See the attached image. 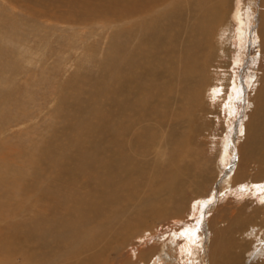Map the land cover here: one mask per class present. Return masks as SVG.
<instances>
[{
	"label": "rangeland",
	"instance_id": "rangeland-1",
	"mask_svg": "<svg viewBox=\"0 0 264 264\" xmlns=\"http://www.w3.org/2000/svg\"><path fill=\"white\" fill-rule=\"evenodd\" d=\"M126 1L0 0V126L6 135L3 139L7 145L17 146L22 154L34 152L40 162L37 167L34 162L37 174L40 177L55 174L66 199L68 195L78 197L80 193L81 196L86 194L84 203L87 208L103 212H108L109 208L122 201L114 202L115 194L107 191L116 186L117 182H113L115 178L122 179L126 174L124 172L121 177L115 168L120 169V164L125 165V161L136 177L148 169V173L155 175L156 181V172L161 168V155L173 149L175 140L183 132L188 138V147L185 144L184 148H189L193 165L198 170L207 169L211 184L216 180V185L223 174L226 137L243 108V104L234 98L233 84L240 77L248 84L250 71L262 59L255 54L258 47L250 50L242 47L237 36L240 21L235 17V11L239 8L245 12L250 1L233 0L230 4V33L232 36L235 34L232 40L236 47L232 52L230 73L223 79V68H217L215 79L211 81L213 84L203 92L197 110L192 113L189 109L188 123L180 116L179 105L181 86L188 77L177 71L173 79L169 78L170 64L162 49L175 41L180 21L190 14L193 0H148L135 16L128 12ZM242 28L247 30L245 20ZM170 60L174 62L173 57ZM213 62L208 63L213 65ZM121 80L130 82L133 98L144 99L142 107L133 114L124 130L121 129L123 121L119 122L120 102H129L125 98L118 102L114 100ZM108 84L112 85L109 98L104 95ZM230 104L235 105L237 114L230 115ZM169 111L172 120H177L176 124L164 122L171 119L166 115ZM178 116L183 119L179 120ZM77 134L80 136L76 140L70 136ZM5 140H0V180L12 176L15 190L22 193L20 179L28 175L27 167L22 166L25 158H15L10 152L14 147L4 146ZM70 161L84 163L85 166L88 162L87 168L94 170L93 175H80L76 168H71L72 164H68ZM54 165H63L70 171L60 172ZM191 170L193 173V168L188 171ZM261 178V175H256L252 179ZM101 182L108 183L106 188H102ZM130 186L133 185L130 183ZM229 189L230 184L219 191L218 198L219 204L225 206L221 218L224 227L235 214L242 217L241 224H234L232 232L236 240L231 249L232 260L233 264H238L243 261L244 254L264 238V199L259 195L264 191L255 193L256 188H252L243 195L238 193L239 186L236 191L229 192ZM18 193L15 195L0 190V208L5 214L0 216V219L4 217L0 220L2 264H33V260L25 258L30 259V251L26 248L32 250L33 245L22 247L25 256L6 250L11 243L5 233L7 226H13L18 235H25L26 228H42V225H37L39 221L51 226V232L56 228L47 216L48 212L43 210L41 201L39 205H34L28 198V195L34 196L30 191L23 193L24 200L19 198ZM108 193L112 195L107 200ZM212 193L213 188L209 195ZM190 195L191 192L183 194L184 200ZM124 196V210L137 205V198L130 193L125 192ZM210 196L208 199L213 201ZM183 198H177V206L173 204L171 207L182 209ZM194 206L195 201L189 200L182 222L174 219L173 223V218L153 220V228L143 233L150 239L144 240L140 233L117 237L115 244L105 249L95 264L143 263L133 256L136 251L150 248L153 243L161 246L165 241L172 240L176 229L182 232L187 228H196L198 221H204L196 220ZM213 212L212 209L207 219ZM40 214L46 221H41ZM103 219L98 220L101 222ZM251 227L254 228L252 234H242ZM207 229L203 228L205 234ZM83 231L84 226L81 228ZM162 234H165L164 238ZM176 239L182 242L177 249L180 260L175 263L184 264L183 254L186 252L183 244L186 242L192 248L197 245L184 236L173 238ZM78 254L80 258L81 254ZM195 263L202 264L200 259Z\"/></svg>",
	"mask_w": 264,
	"mask_h": 264
},
{
	"label": "bare ground",
	"instance_id": "bare-ground-1",
	"mask_svg": "<svg viewBox=\"0 0 264 264\" xmlns=\"http://www.w3.org/2000/svg\"><path fill=\"white\" fill-rule=\"evenodd\" d=\"M147 1H126L128 12H132V16H135L137 10L143 8ZM232 1L193 0L190 14L180 21L181 26L179 25L180 30L175 41L170 43L169 47L167 45L162 49L170 64L168 67L169 78L173 79L177 71L185 73L188 77L187 82L181 86L179 103L180 116L186 118L188 123H190L188 119L190 116L189 109L192 113L197 110L201 97L208 87L213 84L211 81L215 79L217 68H223V79L230 73L232 52L236 47L232 40L235 34L232 36V33H230V4ZM249 1L246 13L239 8L235 11V17L237 16L240 21L237 27V36L240 38L239 43L242 47H247L248 50L252 47H258L255 54L262 56V59L250 71L248 84L246 79L243 80L241 77L236 84H233L232 88L235 94H232L235 95L234 98L237 102L243 104V108L241 113L238 114L237 121L230 127L229 135H226V146L222 158L223 174L217 180L216 185H214L216 180L211 184L212 179L207 169L198 170V167L193 165V158L189 155L190 151L187 148L188 138L183 132L175 140L173 149L167 154L161 155V168L156 172V181L154 180L155 175L148 173V169L141 176L136 177L132 169L129 171L130 164L124 161L125 165L120 164V169H115L121 177L124 172L126 174L122 179H111L113 182H117L116 186L107 189V191L115 194L114 202L117 200L122 201L117 206L109 208L108 212L98 209L93 210L87 208L86 203H84L86 194L81 196L80 193L78 197L68 195L66 199L59 188L60 180L56 178L55 174L40 177L35 171L34 162H36V167L40 165L35 157L36 154L34 152L22 154L17 146L13 144L11 146L14 149L11 148L10 152L15 155V158H21V160L25 158L24 162L22 161V166L27 167L26 172L28 175L20 179L22 189L20 192L22 193L15 190V184L11 180L13 177L10 175L0 180V190L3 189L15 195L18 193L19 198L23 200L26 198L23 197V193L26 194V191H30L34 195L33 197L28 195V198H31V203L39 205L41 201L42 206L45 208L43 210L48 212L47 216L50 217L52 223L56 224V228L55 231L51 232V226L39 221L37 225H42V228H26L23 232L25 235H18L13 226H7L5 233L11 243L8 244L6 250L24 255L22 247L33 245L32 250L26 248L27 251H30V259L24 255L27 260H33V264H79L80 262H83L82 264H95L103 255L104 250H108L107 248L115 244L117 237L124 238L130 233H140L144 236L143 233L152 227L151 222L153 220L163 221L173 218V220L184 221L185 206L189 200H194L193 215H195L196 220L199 218L198 220L203 219L204 221H198L196 228H187L182 232L176 229L173 235V238L184 236L186 240L197 245L195 248L190 247L186 242L183 244L184 246L182 245L186 252L183 254L184 264H196L195 262L199 259L202 264H233L232 258L234 257L231 249L236 244V240L232 236L234 234L232 233L234 231L233 226L234 224H241L242 217L240 214H235L234 218L231 217L227 220L228 225L224 227L221 218L225 206L219 204L218 193L225 190L228 184H230L229 192L230 190L231 192L232 190L236 191L239 186L238 191L240 192H237L243 195L249 190L251 191L252 188H256L255 193L264 191V0ZM244 20L247 27L246 31L242 28ZM172 57L174 62L169 61V58ZM209 61L217 63L213 62V65H210ZM241 72L239 71V73ZM150 82L152 83V81ZM111 87L112 85L108 84L105 88L104 95L107 94L108 98L110 97ZM133 94L130 82L122 80L114 93L116 102L123 98L129 102H120L119 122L123 121L121 122L122 130L128 127L131 117L139 111L144 103V99H135L132 97ZM234 109L235 105L230 104V115L237 114ZM166 115L167 118L171 119L164 122L177 123L176 119L172 120L173 117L170 111ZM180 116L177 118L179 120L183 119L179 118ZM105 130L101 129L100 131ZM5 136L0 126V140H5L3 139ZM70 136L76 140L80 135ZM6 143L5 140L3 145L10 148L11 146ZM238 143L239 145L236 148ZM184 145L187 147L184 148ZM53 157L56 159L55 156ZM252 163L253 165L250 168ZM68 164H72L71 168H76L80 175L85 177L93 175L94 170L90 167L87 168L88 162L86 166L80 162L73 163L70 161ZM54 168L64 173L70 171L63 165H54ZM190 168L194 169L193 173L192 170L188 171ZM98 171L97 169V173L101 175V172ZM256 175H261L262 178L255 181L252 178ZM28 176H31V178H26ZM130 183L133 185L132 187ZM107 184L101 182L102 188H106ZM252 185L254 186L252 187ZM140 188H143V192H140ZM212 188L214 193L210 196L209 192ZM228 191H224V193ZM125 192L137 198V205L127 210H124ZM187 192H191L192 196L190 195L189 199L184 200L183 194ZM111 195L110 193L107 194V200L111 198ZM259 195L261 199H264V192ZM209 196L214 200L208 199ZM177 198H183L182 209L171 207V205L176 204ZM212 209L214 212L207 219ZM2 213V208H0V216ZM4 215L2 214V216ZM40 216L42 217L41 221H46L43 215L40 214ZM102 217L105 219L100 222L98 219ZM172 222L175 223V220ZM83 226L84 231L81 232ZM206 227L208 229L205 234L203 228ZM247 230V232L243 231L242 234L247 233V235H250L253 233L254 228L251 227ZM142 235H138L139 238ZM161 236L164 238L165 234ZM173 238L171 241H165L161 246L153 243L149 245L150 248L136 251L133 256L136 260L143 262L141 264H176L175 262L180 260L177 249L182 240H173ZM143 239L150 238L144 236ZM78 253L81 254L80 258ZM243 257V261H239L238 264H264V238L259 239V244L245 253ZM1 262L3 261L0 260V264H2Z\"/></svg>",
	"mask_w": 264,
	"mask_h": 264
}]
</instances>
